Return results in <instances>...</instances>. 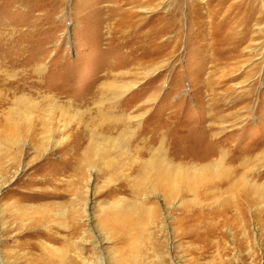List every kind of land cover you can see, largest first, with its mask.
I'll return each instance as SVG.
<instances>
[{
	"label": "rangeland",
	"instance_id": "obj_1",
	"mask_svg": "<svg viewBox=\"0 0 264 264\" xmlns=\"http://www.w3.org/2000/svg\"><path fill=\"white\" fill-rule=\"evenodd\" d=\"M139 131L183 157L175 198L122 157ZM212 149L250 196L185 188ZM63 261L264 264V0H0V264Z\"/></svg>",
	"mask_w": 264,
	"mask_h": 264
},
{
	"label": "bare ground",
	"instance_id": "obj_2",
	"mask_svg": "<svg viewBox=\"0 0 264 264\" xmlns=\"http://www.w3.org/2000/svg\"><path fill=\"white\" fill-rule=\"evenodd\" d=\"M132 15V13H131ZM130 91V87L129 88H115L114 89V95L116 96V98H122L124 97L128 92ZM116 100V99H115ZM120 100V99H119ZM27 100H23L24 103H26ZM28 103V102H27ZM30 106V105H29ZM27 107V106H26ZM31 107V106H30ZM32 111V109H29V112ZM28 112V113H29ZM139 117V116H138ZM135 124V123H134ZM138 123H136L137 126ZM140 124V123H139ZM139 127V126H138ZM109 130V129H108ZM162 132V131H161ZM167 132L164 131V133H156L155 135H153L152 137H146L145 131H139L137 133V136L135 138V140L131 143L123 142V146L127 145L126 143H128V147L126 148L125 151L121 152L122 157L124 156L126 159H130L131 153L133 151L134 155H138L142 160V165L141 166H135L133 168L132 171H135V173L140 175V182H141V187L147 192V191H153L154 192L157 189H160L161 191L164 192V194L167 196L168 199H173L175 198L178 194L182 193V185L183 186L186 184L184 178L182 177L181 174V161L183 162V157L181 156L180 152L178 149H176L175 147L170 149V148H166V139L168 137V135L166 134ZM210 135H213L212 132ZM215 137V135H213ZM217 136V135H216ZM97 137V136H96ZM119 140V139H118ZM96 142H98L97 140H95ZM93 142V141H92ZM94 143V142H93ZM92 143V145H93ZM99 144V143H98ZM121 146V142L119 144ZM132 146V148H131ZM123 148V147H122ZM96 149V148H95ZM98 149V148H97ZM97 153V152H96ZM91 154V156H90ZM98 154L99 152L96 154V156H93V152L88 150L86 153V156L84 157V160H82V165H78L77 168V172H79L80 178L79 181H83L86 178V174L84 170V166H87L89 168H92L95 166V159L97 160L98 158ZM216 152L212 149L210 152H204L201 155L196 156V158H190V161H195V162H204V163H208L205 167H203V169L208 172V175L205 176V178H193V181H195L196 179H198L199 181V185L192 186V182H189L185 188L187 187L188 191H192L193 193H198L200 192L202 197L207 199V194L205 193L206 191H210V189H212L214 181L216 179H220V178H224L223 182L225 186H227V189L231 192H237L239 190H241L242 194L247 196H250V193L246 190V186L247 182H246V177L243 175L241 176H237L236 174H233L234 172H232V169L229 168L227 170H224L223 173H217L216 171H218V167L216 166L215 162L219 160V163H224L225 157H220L218 160H214V158H216ZM121 158V157H120ZM148 158V159H145ZM145 159V160H144ZM188 160V161H189ZM120 161V160H119ZM120 163V162H119ZM129 163V162H128ZM141 163V161H140ZM232 164V163H231ZM121 165V163H120ZM133 166V165H132ZM120 167V166H118ZM125 167V166H124ZM218 167V168H217ZM128 168V167H127ZM217 168V169H216ZM86 169V168H85ZM119 169V168H118ZM125 169V168H124ZM85 171V172H84ZM89 172V171H87ZM183 172V171H182ZM205 173V172H204ZM77 174V173H76ZM118 172H115L113 174V176L117 177V180H121V178L119 179L118 177ZM92 175V173H91ZM121 175V174H120ZM204 176V175H203ZM115 177V178H116ZM121 177V176H120ZM202 177V175H201ZM136 178V177H134ZM138 178V176H137ZM125 179V177H124ZM128 180V179H127ZM125 180V181H127ZM192 180V179H191ZM124 181V182H125ZM197 181V182H198ZM128 182V181H127ZM139 182V181H138ZM147 182V183H145ZM202 182V183H201ZM88 183V182H87ZM145 183V184H142ZM128 184V183H127ZM126 184V185H127ZM250 184V183H248ZM139 186V184H137ZM148 185V186H146ZM222 185V186H223ZM217 187V186H216ZM220 187V186H219ZM184 188V189H185ZM253 191V194H257L258 192L260 193L261 191L263 192V190L259 189V186H257L254 183V186L251 187ZM220 189V188H219ZM225 189V191L227 190ZM126 188L124 186V183H120L118 184V186L114 189V192L120 194V193H125L126 192ZM143 190V191H144ZM213 190V189H212ZM78 191V190H77ZM217 191V190H216ZM221 191V190H220ZM132 193L135 194V196H139L140 192L137 191H133ZM212 193V192H211ZM154 194V193H153ZM217 194V193H216ZM163 195V194H162ZM198 195V194H197ZM148 196V195H147ZM144 197V196H143ZM164 197V196H163ZM210 196H208L209 200ZM140 199V198H139ZM252 199V198H251ZM165 200V199H164ZM84 201V200H83ZM89 201L85 200L84 202V210L82 211H86L88 209L89 206ZM230 204V203H229ZM240 205V204H239ZM238 204H235V207L238 208L239 206ZM81 206V205H80ZM141 206V205H140ZM235 208V209H236ZM133 210V208H132ZM136 211V210H135ZM225 211V210H224ZM133 212V211H132ZM152 218V217H151ZM240 218V217H239ZM238 218V219H239ZM237 219V218H236ZM176 222V221H175ZM75 226V225H74ZM69 228V227H68ZM71 233L72 234H77L78 231V227H73L71 228ZM70 234V235H72ZM44 235V234H43ZM42 236V235H40ZM75 236V235H74ZM71 237V236H70ZM70 237H68L70 239ZM73 237V235H72ZM56 238V237H55ZM76 238V237H75ZM73 239V238H72ZM219 239V238H218ZM54 240V239H52ZM35 246V244H33ZM211 245V244H210ZM208 246V245H207ZM79 250V248H78ZM80 252V251H79ZM78 252V254H79ZM81 253V252H80ZM48 254V253H47ZM52 255V254H51ZM55 256V255H54ZM53 256V257H54ZM52 257V256H51ZM52 257V258H53ZM82 258V256H79ZM60 258V257H59ZM79 258V259H81ZM42 259V258H41ZM56 259V258H55ZM49 260V259H48ZM63 260H65L63 258ZM56 261V260H55ZM67 261V260H66ZM82 261L85 263L84 257L82 258ZM62 262V260H61ZM64 262V261H63ZM69 262V261H67ZM67 262H64L63 264H66ZM57 263H59L57 261ZM68 264V263H67ZM87 264V263H86Z\"/></svg>",
	"mask_w": 264,
	"mask_h": 264
}]
</instances>
